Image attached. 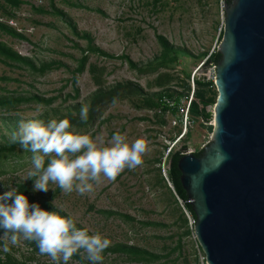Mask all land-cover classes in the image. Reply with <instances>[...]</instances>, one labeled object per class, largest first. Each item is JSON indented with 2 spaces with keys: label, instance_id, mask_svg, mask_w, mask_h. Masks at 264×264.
<instances>
[{
  "label": "rangeland",
  "instance_id": "374dc122",
  "mask_svg": "<svg viewBox=\"0 0 264 264\" xmlns=\"http://www.w3.org/2000/svg\"><path fill=\"white\" fill-rule=\"evenodd\" d=\"M17 1L19 6L13 7L0 0V22L25 40L0 31V42L37 68L53 64L54 70L38 75L19 64L0 63V99L38 97L54 101L49 106L25 103L11 110L0 109V147L11 143L9 137L22 119L68 117L76 124L81 120L82 105L88 104L89 112L97 114L114 97L120 101L76 129L91 133L101 144L109 142L117 131L126 133L132 142H146L142 165L125 168L115 180L102 177L93 192L67 193L51 183L47 192L34 191L33 180L27 195L30 201L49 210H55L56 205L90 234L99 232L109 238L110 246L119 243L160 257L151 264H206L194 232L188 234L193 230V220L183 211L187 218L184 223L178 207L158 185L157 168L163 164L157 162L164 160L168 146L185 133V125L190 128L185 106L192 98V79L214 81L215 66L206 60L216 49L223 28L219 0ZM52 5L63 18L51 14ZM85 35L92 38L98 50L113 58L88 52L87 41L82 38ZM157 37L166 41L169 51H163ZM84 55L88 56L84 71L74 76ZM73 89L78 90L77 97ZM165 93L179 95L176 105L163 97L169 101L168 110L155 105L157 95ZM207 110L212 114L213 108ZM212 123L213 115L208 125L213 127ZM210 138L206 132L199 142H185L183 137L175 148L186 144V153H194L203 150ZM31 156L19 151L15 158L0 162L4 171L0 193L32 179H26L32 168ZM7 240L9 237L0 233V252H4ZM26 241L21 237L16 245L9 242L8 253L30 264H56L49 255L33 253ZM84 255L81 252L80 259L73 257L68 264H90ZM102 264L143 263H128L107 254Z\"/></svg>",
  "mask_w": 264,
  "mask_h": 264
},
{
  "label": "water",
  "instance_id": "95a60500",
  "mask_svg": "<svg viewBox=\"0 0 264 264\" xmlns=\"http://www.w3.org/2000/svg\"><path fill=\"white\" fill-rule=\"evenodd\" d=\"M216 52L210 142L178 160L180 184L206 264H264V0L224 6Z\"/></svg>",
  "mask_w": 264,
  "mask_h": 264
},
{
  "label": "clouds",
  "instance_id": "9594fccd",
  "mask_svg": "<svg viewBox=\"0 0 264 264\" xmlns=\"http://www.w3.org/2000/svg\"><path fill=\"white\" fill-rule=\"evenodd\" d=\"M88 117L89 105L84 104L80 119L86 122ZM9 139L32 153L26 179L34 178L33 190L44 192L51 189V183L67 193H91L102 177L115 180L125 168L142 165L146 152L143 139L132 142L120 131L101 144L91 133L78 131L68 117L22 119ZM0 232L9 237L3 243L4 252L11 251L9 242L16 245L23 237L36 242L40 254L49 255L56 264H68L81 250L90 264H102L103 253L111 244L99 232L90 234L88 228L78 227L76 220L56 205L55 210L43 208L17 188L0 193Z\"/></svg>",
  "mask_w": 264,
  "mask_h": 264
},
{
  "label": "trees",
  "instance_id": "16d2710c",
  "mask_svg": "<svg viewBox=\"0 0 264 264\" xmlns=\"http://www.w3.org/2000/svg\"><path fill=\"white\" fill-rule=\"evenodd\" d=\"M3 2L9 4L11 3L13 7L19 6V2L17 0H2ZM231 1V0H230ZM229 1V2H230ZM75 7L82 8L83 6L77 5ZM39 13L43 14H48V12L41 11L39 10ZM52 15L58 16L63 18L64 15L62 12H59L55 10V8L52 5ZM71 26V25H70ZM72 32L76 34V29L71 26L70 27ZM0 31L5 33L8 36H11L12 38L19 39V40H25V38L16 33L15 31L11 30L9 27L6 25L2 24L0 22ZM222 36V27L220 29V33L218 36V43L221 39ZM84 40L87 41L88 44V52L90 53H95L99 54L101 56L107 57V58H113L112 56H109L102 51L98 50L94 45H93V40L89 36H82ZM158 42L160 43L162 49L164 52L169 51V47L166 43V41L162 37H157ZM220 56L216 52V49L212 53H210L207 57L206 63L212 64V66H216ZM88 56L84 55L79 63L78 67L74 72V76H77L81 74L84 71L85 65L87 63ZM0 63L6 64V65H12V64H19L22 65L23 67L27 68L30 70L32 73L38 74V75H44L47 72L53 71L54 70V65L53 64H44L37 68L33 63H31L29 60L26 58L20 56L16 52H14L12 49L8 48L5 44L0 42ZM76 82V77L73 79V86H75ZM192 83L194 86L193 89V94L192 98L188 102L187 108L185 106L186 110V119L189 123L190 128L186 126V131L185 133L179 137V139L173 143V145L170 147L168 146V150L166 157L164 160L160 159L157 163L158 165L163 164L164 170H165V177L166 179L162 176L161 171L162 168L158 167L157 168V173H158V185L162 187L163 189L166 190L168 193L169 197L172 199L174 204L178 207L180 210L182 219L184 223L187 222V218L185 217V214L183 211H185L186 214L190 216V218L193 220L195 223V217L191 211V208L188 204V198L186 193L181 187L180 184V174L177 169V162L178 160L186 153V144H183L179 150L175 148V145L181 141L184 137V141L187 142L188 139H190L193 142H199L200 137L203 132H206V134H211L213 127L211 125H208V123L212 119V114L210 111H208V108H213L216 98H217V93L213 90L214 84L213 80L209 81H200L197 79H192ZM74 91V97H77L78 95V90L73 89ZM209 92V94H207ZM175 96V97H174ZM179 95H176L175 93H165V94H158L157 95V101H156V106L159 107V109L162 110H168L170 107L164 103V98H168L169 100H172V104L176 105L179 102V99L177 98ZM164 97V98H163ZM98 99V98H97ZM114 99L116 100V103L119 102V98H111L108 100L106 106L103 108H100L97 112V114H93L89 112V117L88 120L81 121L77 120L76 124L74 121L71 120L72 124L76 128H81L83 126H86L87 124L93 122L95 119L100 117L103 114V111L105 107L107 106H112L116 103H113ZM186 100H188V97H185ZM54 100L53 99H48V100H43L38 97H32V98H9V99H0V109L3 110H11L14 109L20 105H23L25 103H37V104H42L49 106ZM183 141V142H184ZM19 151H24L19 144H13L10 143L7 146L0 147V162L8 160L10 158H15L18 156ZM25 152V151H24ZM25 153H30L31 152H25ZM202 153V150L197 151L192 153L194 156L199 157ZM4 171L0 170V175H3ZM34 178H32L30 181L19 184L17 186V189H19L21 192H24L26 195L30 193V186L31 183L33 182ZM170 186V187H169ZM180 205L182 207H180ZM118 217L124 218L126 220H130L129 217L127 216H121V215H116ZM148 225V224H147ZM80 227V226H78ZM194 228V226H193ZM2 233V232H0ZM193 233L191 231H188V234ZM26 243L32 247L33 253H40L39 248L37 247L36 242L34 241H29L27 240ZM199 250L201 251L200 247L198 246ZM83 252V250H81ZM80 254V253H79ZM79 254L74 255L73 257L75 259H80ZM107 254H112V255H117L119 258L123 259L124 261L131 263H143V264H151L160 259L159 256H156L154 254H151L150 252L146 250H142L136 247L132 246H127L123 244H113L112 246H109L103 253V255ZM47 255V254H45ZM0 264H30L27 261L20 260L16 258L15 256L9 254L8 252H0ZM62 264V263H61Z\"/></svg>",
  "mask_w": 264,
  "mask_h": 264
},
{
  "label": "built area",
  "instance_id": "2783aa9c",
  "mask_svg": "<svg viewBox=\"0 0 264 264\" xmlns=\"http://www.w3.org/2000/svg\"><path fill=\"white\" fill-rule=\"evenodd\" d=\"M229 1H230V0H219V6H220V11H221L222 15H224V6H225L226 4H228ZM163 101H164V103H165L166 105H170V104H168V102H169L168 100L164 99ZM185 120H186V122H187L186 115H185ZM186 126H187V125H185V131H186ZM171 146H172V145H170V147H171ZM168 151H169V150H168ZM162 170L165 172L163 165H162Z\"/></svg>",
  "mask_w": 264,
  "mask_h": 264
}]
</instances>
